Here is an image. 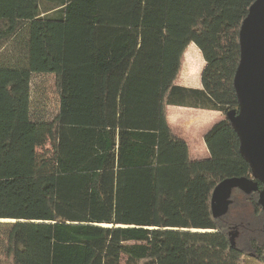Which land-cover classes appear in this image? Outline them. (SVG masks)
<instances>
[{"label": "trees", "instance_id": "obj_1", "mask_svg": "<svg viewBox=\"0 0 264 264\" xmlns=\"http://www.w3.org/2000/svg\"><path fill=\"white\" fill-rule=\"evenodd\" d=\"M254 1L0 0V264H244L228 231L261 242L260 206L210 211L220 181L250 173L237 135L224 118L192 160L166 107L237 109ZM190 44L202 89L176 84ZM38 76L52 77L50 117Z\"/></svg>", "mask_w": 264, "mask_h": 264}, {"label": "water", "instance_id": "obj_2", "mask_svg": "<svg viewBox=\"0 0 264 264\" xmlns=\"http://www.w3.org/2000/svg\"><path fill=\"white\" fill-rule=\"evenodd\" d=\"M239 61L233 76L237 109L226 112L239 140V154L248 164L256 181L246 177H231L220 181L210 197L213 218L227 214L233 189L245 194L258 191V205L264 213V0L254 1L242 21L239 33ZM257 182L262 185L258 189ZM238 232L230 236L235 246Z\"/></svg>", "mask_w": 264, "mask_h": 264}, {"label": "crops", "instance_id": "obj_3", "mask_svg": "<svg viewBox=\"0 0 264 264\" xmlns=\"http://www.w3.org/2000/svg\"><path fill=\"white\" fill-rule=\"evenodd\" d=\"M190 47L193 48V50L196 52L198 61L202 63V67L200 70L201 72L205 65L199 49L194 44L188 45L183 54L181 71L176 84L185 88L202 89L201 81H199L195 85H191L192 83L186 81H181L182 72L184 70L185 53ZM169 108H176L174 109V111H172V120H169L168 118ZM166 119L173 132L179 137L183 138L188 144L190 158L192 160H200L209 157L208 150L203 140L204 135L215 123L223 120L224 117L223 114L218 111L196 109L192 107L167 106Z\"/></svg>", "mask_w": 264, "mask_h": 264}, {"label": "rangeland", "instance_id": "obj_4", "mask_svg": "<svg viewBox=\"0 0 264 264\" xmlns=\"http://www.w3.org/2000/svg\"><path fill=\"white\" fill-rule=\"evenodd\" d=\"M205 63V62H204ZM205 66V65H204ZM201 67L202 63L198 61V57L196 52L193 50V48H189L185 53V62H184V70L182 72V82H189L192 83L191 85H195L200 80L201 75ZM52 77L50 76H38L33 79L32 82V102L34 107L38 106V108H42L43 110H40V114L45 116H52L57 111V101L55 96L51 93L50 87H51ZM176 108H169L168 114H169V120L173 119L172 111H174ZM225 118V116L223 115ZM244 239H240L238 242L242 245ZM3 250L0 246V261H2V254ZM244 264H262L261 262L254 261L252 259L243 258Z\"/></svg>", "mask_w": 264, "mask_h": 264}, {"label": "flooded vegetation", "instance_id": "obj_5", "mask_svg": "<svg viewBox=\"0 0 264 264\" xmlns=\"http://www.w3.org/2000/svg\"><path fill=\"white\" fill-rule=\"evenodd\" d=\"M243 177L256 181L255 179H253L251 173ZM257 185H258V189L261 190L262 185L259 182H257ZM230 201H231L230 206L233 203H258V191L251 192L250 194H245L238 189H233L230 195ZM262 227H263L262 232L264 234V222L262 224ZM235 231L238 232L237 236L235 237V245L240 241V239H244L241 245L245 253L244 257L264 264V238L261 240V242H256V241L254 242L251 239L245 238L244 236L240 237V230L237 227L233 226V227H230L228 231L229 239H230V236L235 233Z\"/></svg>", "mask_w": 264, "mask_h": 264}, {"label": "bare ground", "instance_id": "obj_6", "mask_svg": "<svg viewBox=\"0 0 264 264\" xmlns=\"http://www.w3.org/2000/svg\"><path fill=\"white\" fill-rule=\"evenodd\" d=\"M198 232H204L203 230H198Z\"/></svg>", "mask_w": 264, "mask_h": 264}]
</instances>
